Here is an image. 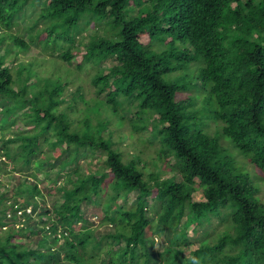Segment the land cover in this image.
Segmentation results:
<instances>
[{
	"label": "trees",
	"instance_id": "1",
	"mask_svg": "<svg viewBox=\"0 0 264 264\" xmlns=\"http://www.w3.org/2000/svg\"><path fill=\"white\" fill-rule=\"evenodd\" d=\"M41 1L0 0V28L30 17L28 40L0 34V129L14 127L0 140V173L22 177L13 202L0 194V264H264L261 186L222 141L264 170V0ZM9 37L94 65V96L67 89L68 67L63 80L14 58L11 71ZM115 120L149 130L153 160L136 148L123 157ZM94 152L100 168L84 173L78 160ZM37 175L60 202L46 204Z\"/></svg>",
	"mask_w": 264,
	"mask_h": 264
},
{
	"label": "rangeland",
	"instance_id": "2",
	"mask_svg": "<svg viewBox=\"0 0 264 264\" xmlns=\"http://www.w3.org/2000/svg\"><path fill=\"white\" fill-rule=\"evenodd\" d=\"M98 0H93V2H97ZM48 3V0H42L40 4H38V10L42 7H44L46 4ZM29 14H25L24 16H20L18 18H16L15 22L9 27V28H0V34H21L22 38H24V40H28V29L26 28V25L30 24V17L28 16ZM46 23V22H45ZM44 19H41L38 21V26H37V30L40 31L42 29V27L44 26ZM90 27H87L85 30V33L90 31ZM34 32V29H33ZM98 32L100 34H102L101 29H98ZM87 35H85L84 39L82 40V42H87ZM78 38V37H76ZM12 39L11 37L8 38L7 40V44H9L11 47H13V49H17L18 50V54L15 55L13 53H11L10 55H8L6 58L7 60H9L8 62L5 63V65L10 66L11 67V71H14V65H15V59L16 58L18 61H23V62H27L29 60H33L34 64H35V69L39 70V73L41 75H51V71L53 72V77H62V79L64 80L66 77V75L69 73V70L65 69V67H68L70 69V76L73 78V82L70 84V86L67 88L68 90H72L74 91L75 87L79 84L82 86V92L84 91V97L86 98V100H88L89 98H91V96L93 97V86L91 85V83H89L90 80V75L92 73H94L95 71V66L90 64V63H85L84 66H82L81 68H78L77 62L73 59H71V62L68 64L65 62V60L61 59L59 57V53H57V51L53 52V54H50V49L49 48H44L42 43L39 42L37 39H35L34 41H28V47L25 49H21V48H17L12 44ZM143 42H146V39L142 40ZM65 45L68 44V42L64 43ZM78 48L80 50H84V45L78 46ZM73 49V48H72ZM75 49V47H74ZM3 52L2 49H0V54ZM14 59V61H13ZM17 61V62H18ZM103 64V63H102ZM105 65H107V63H104ZM191 65H194V62L191 63ZM17 68V66H16ZM60 72H62L60 74ZM13 76L15 77V74H13ZM33 81V78H31L30 80L27 81V83H30ZM195 82H199V81H195ZM186 95V92H181L178 93L177 97L178 98H183ZM86 104H84L83 102H81L79 99L76 100V108L79 109H83V107H85ZM26 110V109H25ZM24 111V110H23ZM81 110H79L77 113H73L72 116L73 117H81ZM19 114V113H18ZM128 116L132 117L133 113H129L127 114ZM20 121H18V124ZM75 123V122H74ZM215 127V124H213L212 122H210V131L213 130V128ZM14 127L13 126H8L7 128H5L3 130L0 129V140L1 138H3L4 140L8 137L11 136V130H13ZM112 132V137L114 140H118V138L120 137V143H119V148L120 150L123 152V157H130L129 155V151L133 150L134 148L141 149V153L142 156L149 159L151 157V160H153L152 158L155 156V151L154 148L157 147V144H149L147 141V135L149 133V130H139V131H135L132 130L128 121L124 120L122 122V125L120 127L117 126V120H115V122L112 125H109V128ZM3 135V136H2ZM222 141L224 142V144L226 145L225 147H228V151L230 152V155L235 156V161L237 162V165L240 167L241 170H243L244 172H247L252 178L254 183L260 187L261 186V192H260V197L261 199L264 201V170L256 167L254 164H252L251 162H249L246 158H244L245 160H240L238 159L239 156H236V150L232 149L229 145H230V141L226 138L223 137ZM221 141V142H222ZM230 142V143H229ZM0 146H1V141H0ZM144 148V149H143ZM157 151V149H156ZM1 152V150H0ZM100 155L98 154V152H94L91 155H86L84 154V156H82L78 162L79 164H81L82 166V171L85 173L87 171L89 172H94L96 171V169L100 168L101 165V159H100ZM240 158V157H239ZM168 162V163H167ZM174 164V158L170 157L168 160L166 159L164 161V163L161 162L162 167H164V172L161 174L162 177L166 176V175H170L169 173V165ZM148 167V165H147ZM150 169H153L151 167H148ZM3 170V171H2ZM1 173H0V194H5L6 196L5 198H3L4 203L8 204L9 202H13L14 200V196L12 195V191L11 189H13V187H15V179L20 177L19 175H15L11 172L4 171V169H2ZM30 178H33V176H29ZM40 175H37V183L39 185V187L41 189H43V192L46 193L47 195L45 197L46 200V204L51 206L55 201L56 202H60L61 198L58 197L56 191H54V189L52 188H48V187H44V183L40 181ZM22 178V177H20ZM5 184V187H4ZM193 186L195 188V190L192 192V198L195 201H199V200H203V195H202V190H201V186L199 185V181L196 179L195 182H193ZM129 202L128 204H130V202L133 200L134 197V193H129ZM85 214H87L89 216V218H92V216H94L91 212L95 211L94 214H96V209H92V205L88 204L87 207H85ZM100 214V212H99ZM94 220V224L96 225L98 222V218L93 217ZM191 228L188 230V234H191ZM160 243V238H157L156 244L159 245ZM194 247V246H193ZM192 248L191 247H187V249H185V255L188 254L189 250Z\"/></svg>",
	"mask_w": 264,
	"mask_h": 264
},
{
	"label": "built area",
	"instance_id": "3",
	"mask_svg": "<svg viewBox=\"0 0 264 264\" xmlns=\"http://www.w3.org/2000/svg\"><path fill=\"white\" fill-rule=\"evenodd\" d=\"M26 211L29 212L30 211V208H26ZM18 213H19V211H18Z\"/></svg>",
	"mask_w": 264,
	"mask_h": 264
},
{
	"label": "clouds",
	"instance_id": "4",
	"mask_svg": "<svg viewBox=\"0 0 264 264\" xmlns=\"http://www.w3.org/2000/svg\"><path fill=\"white\" fill-rule=\"evenodd\" d=\"M26 208H30L29 206L28 207H26ZM26 208L24 209L25 211H26ZM31 210V209H30ZM30 212V211H29Z\"/></svg>",
	"mask_w": 264,
	"mask_h": 264
}]
</instances>
